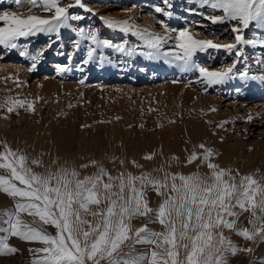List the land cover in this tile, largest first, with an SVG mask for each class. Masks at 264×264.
<instances>
[{
  "label": "rangeland",
  "instance_id": "rangeland-1",
  "mask_svg": "<svg viewBox=\"0 0 264 264\" xmlns=\"http://www.w3.org/2000/svg\"><path fill=\"white\" fill-rule=\"evenodd\" d=\"M83 2L93 11L88 13L75 8L73 11L85 15L86 19L73 22L74 26L96 30L101 39L114 43L127 40L130 45L142 46L139 37L107 27L102 17L131 18L140 28L158 33L165 32L158 22L163 19L172 28L190 26L200 39H213L221 44L234 42L233 35L226 30L228 25H212L200 15L186 11L190 6L196 7L188 0H173L172 17H163L153 11L160 0ZM5 10L29 14L26 2L21 6L15 0H0V11ZM206 11L211 12L210 9ZM32 14L43 13L39 8H33ZM200 24L206 27H199ZM74 39L75 34L66 30L59 41L55 36L50 41L47 35L38 34L21 38L18 41L21 47L17 49L0 46V104L12 98L27 100L34 107V111L25 106L12 112L0 108V145L6 143L13 150L24 153L34 172H55L68 167L78 171L82 178L96 173L102 165L113 176L149 173L153 178L163 179L165 173L187 175L194 172L207 176L209 169L201 165L199 159L191 164L186 162L194 146L203 143L218 153L213 160L222 168L232 169L234 175L236 170L240 174H253L264 183V82L257 79L245 86V80L237 77L205 92L203 86L195 82L194 74L182 73L163 61L139 55L129 57L113 48L103 49V60L98 49L96 58L84 65L82 60L87 58V47L91 42L84 41L79 50H74ZM24 45L31 55L43 53L35 69L31 68L34 63L31 55H19ZM59 52L65 55H59ZM67 55H72L73 59L68 60ZM245 56L247 64L243 61L237 64L238 71L247 66L257 76L264 73V63H257L264 60V50L249 46ZM234 59V55L224 50L210 49L208 53L198 55V60L210 69L230 65ZM57 64H67L68 70L58 71ZM157 65H166V68L157 70ZM231 81L234 83L229 85ZM249 115L251 120L247 119ZM196 151L199 153L202 149L197 147ZM33 160L39 163L34 164ZM92 161L97 163L92 164ZM85 164L88 165L86 168L81 167ZM0 174L7 173L0 169ZM236 179L239 181L240 177ZM166 195H158L150 185L145 189V198L153 209ZM13 204V199L0 191V210ZM92 210H96L95 206ZM236 211L240 213L237 227L254 231L249 224L250 212H241L239 208ZM150 216L133 217L132 232L144 224L149 229L164 231L163 225L149 222ZM23 219L31 223L33 218L23 214ZM84 219L95 224L98 218L84 215ZM34 226L41 227L39 223ZM43 227L55 234L54 227ZM84 227L87 229L88 225ZM224 235L241 248L254 249L252 253L241 251L235 256L229 255L227 264H261L264 261V242L260 236L250 241L228 229H224ZM9 243L19 251L0 256V264H31L33 257L29 248L43 246L18 238H11ZM131 244L132 240L126 241L124 251H128ZM153 248L154 245H137L135 252ZM101 264H107V261Z\"/></svg>",
  "mask_w": 264,
  "mask_h": 264
},
{
  "label": "snow or ice",
  "instance_id": "snow-or-ice-1",
  "mask_svg": "<svg viewBox=\"0 0 264 264\" xmlns=\"http://www.w3.org/2000/svg\"><path fill=\"white\" fill-rule=\"evenodd\" d=\"M25 2L29 9L27 15L0 11V22H3L0 46L4 49H17L21 47L18 43L21 38L38 34L47 35L50 41L55 36L59 41L62 32L68 30L76 36L74 50H79L84 41L91 42L87 58L82 60L84 65L96 58L98 49L103 60V49L113 48L129 57L139 55L163 61L182 73L194 74L195 82L200 83L205 92L237 77L264 82V73L257 76L247 66L237 70V64L242 61L247 64L245 51L249 46L264 50V0H188L190 5H196L186 9L190 14H198L212 25L229 26L226 30L233 35L234 42L227 44L197 38L199 34H194L190 26L172 28L163 19L158 22L165 32L158 33L140 28L131 18H101L107 27L139 37L142 46L130 45L127 40L114 43L101 39L96 30L74 26L73 22L86 19L85 15L74 12L75 8L88 13L93 11L86 8L83 0H15L21 6ZM33 8H39L43 14H32ZM172 8L173 0H160L153 11L163 17H172ZM208 9L211 12L206 11ZM210 49L224 50L235 59L230 65L210 69L198 60L199 54L208 53ZM58 54L65 55L64 52ZM19 55H31L27 45ZM42 55V52L31 55L32 69L37 67ZM67 59L72 60L73 56L67 55ZM257 63H264V60ZM56 68L65 72L68 65L57 64ZM25 106L34 111L33 104L27 100L9 98L0 104V108L8 112ZM247 119L251 120L252 116ZM197 147L202 151L198 153ZM0 149V169L7 173L0 174V191L14 201L11 207L0 210V256L17 253L19 249L9 241L18 238L43 245L29 248L33 257L31 264H101L102 261L107 264H227L229 255L235 256L241 251L252 253L254 249L234 244L224 235V229L233 230L250 241L260 236L264 242V183L253 174H240L236 170L234 175L232 169L222 168L213 160L218 153L203 143L194 146L186 162L191 164L199 159L200 164L209 169V175L165 173L163 179L153 178L149 173L113 176L102 165L96 173L82 178L75 169L65 167L55 172L36 173L28 166L24 153L13 150L6 143L0 145ZM33 163L39 161L33 160ZM149 185L160 196L167 193L156 209L151 208L145 198ZM237 208L250 212L249 224L254 231L237 227L240 215ZM23 214L31 216L32 222L24 220ZM149 214V222H158L165 230L158 232L144 224L133 233L132 218ZM84 215L98 219L93 224L84 219ZM37 223L41 227H35ZM45 225L54 227L55 234L47 232ZM84 225H88L87 229ZM128 240H132V244L124 251ZM137 245H154L155 248L136 253Z\"/></svg>",
  "mask_w": 264,
  "mask_h": 264
},
{
  "label": "bare ground",
  "instance_id": "bare-ground-1",
  "mask_svg": "<svg viewBox=\"0 0 264 264\" xmlns=\"http://www.w3.org/2000/svg\"><path fill=\"white\" fill-rule=\"evenodd\" d=\"M177 1H180V0H177ZM154 64H155V63H154ZM165 68H166V65H157V66H156V69H157V70L160 69L161 71L165 70ZM237 82H238V81H237ZM249 82H250V84H251V83L253 82V80H245V83H246L245 86L248 85ZM233 83H234V81H231V82L228 83V84H229V85H232ZM243 84H244V83H243ZM253 84H254V83H253ZM251 94H252V93H251ZM167 161H168V160H167ZM131 162H132V161H131ZM167 163H168V162H167ZM85 165H86V164H85ZM81 166H82V165H81ZM91 166H92V165H91ZM173 167H174V166H173ZM67 168H68V167H67ZM85 168H86V167H85ZM97 168H98V166H97ZM97 168H96V169H97ZM162 168H163V167H162ZM94 169H95V168H94ZM168 169H170V168H168ZM168 169H167V172H169ZM70 170H71V169H70ZM172 170H173V169H172ZM86 172H87V171H86ZM93 172H94V170H93ZM172 172H173V171H172ZM174 172H175V171H174ZM159 173H160V172H159V170H158V174H159ZM87 174H88V172H87ZM93 174H94V173H93ZM164 230H165V229H164Z\"/></svg>",
  "mask_w": 264,
  "mask_h": 264
}]
</instances>
